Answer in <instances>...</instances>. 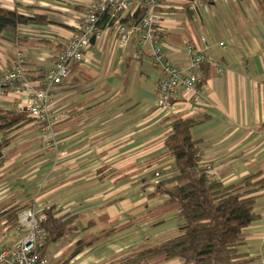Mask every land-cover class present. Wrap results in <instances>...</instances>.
<instances>
[{"label":"crops","instance_id":"obj_1","mask_svg":"<svg viewBox=\"0 0 264 264\" xmlns=\"http://www.w3.org/2000/svg\"><path fill=\"white\" fill-rule=\"evenodd\" d=\"M92 1L0 0L4 8L52 21L20 26L18 38L26 42L9 34L0 40V76L23 53L34 87L45 88L54 55ZM190 1L198 2L197 12ZM159 19L175 65L189 66L188 45L205 56L200 108L182 92L160 107L152 50L146 47L137 59L139 36L123 44L115 24L92 38L86 61L52 87L50 124L28 114L30 122L0 134V141L10 140L0 165V214L36 205L76 227L48 246L51 264H115L178 234L179 212L155 194L156 184L175 176L165 144L173 116L200 120L192 135L215 180L229 186L257 173L264 178V12L253 0H166ZM9 91L0 96V109L22 111L26 96ZM256 213L260 219L245 230L240 251L246 264H264V190ZM5 224L0 221V237L14 245L18 238ZM108 229L118 231L73 254L77 243Z\"/></svg>","mask_w":264,"mask_h":264},{"label":"trees","instance_id":"obj_2","mask_svg":"<svg viewBox=\"0 0 264 264\" xmlns=\"http://www.w3.org/2000/svg\"><path fill=\"white\" fill-rule=\"evenodd\" d=\"M253 1H256L264 12V0ZM202 2L210 3L211 0ZM144 14L145 11L140 8L134 16L122 21L125 24L137 25ZM120 17L121 15L112 17L110 13L101 14L99 29L102 31L115 25ZM51 23L47 16H26L0 5V40H4L9 34L21 41L22 39L18 38L20 26ZM203 66H206L205 61L201 64V74ZM169 121L171 132L165 144L169 155L174 158L175 176L156 184L155 194L167 196L165 206L175 208L183 223L176 236L159 245L142 248L117 260L115 264H162L176 259L184 260V264H246L248 260L240 253L241 246L245 239V230L260 219L256 213V205L261 191L264 190V178L261 173H257L244 178L238 184L225 186L211 175L208 176V166L202 162L199 143L192 135V128L200 120L173 116ZM23 122H30L26 110L0 109V134H7ZM9 144L8 139L0 141V165L5 161L4 151ZM22 209H9L6 215L0 214V221H6L5 227L9 229L16 227L18 213ZM45 213L47 221L43 223L46 231L44 252L49 245L57 243L76 230L71 219L58 218L53 210L49 209ZM117 231L104 230L90 242L77 243L73 254L76 255L85 247L115 235Z\"/></svg>","mask_w":264,"mask_h":264},{"label":"built area","instance_id":"obj_3","mask_svg":"<svg viewBox=\"0 0 264 264\" xmlns=\"http://www.w3.org/2000/svg\"><path fill=\"white\" fill-rule=\"evenodd\" d=\"M166 0H93L86 13L81 16V23L64 47L54 55V65L47 73L48 84L45 88H36L28 76L24 64L26 57L19 53L7 73L0 76V96L8 92L15 96H26V110L29 116L39 122L49 123V99L52 87L60 85L70 73L75 63L86 61V52L92 38H97L100 16L110 13L112 17L121 15L116 21V30L121 43L125 44L131 35L139 36L136 58H140L146 47L152 50L154 67L159 71L158 104L165 108L171 99L182 92L194 104L195 108L205 104V98L199 85L201 81V64L205 56L193 45L187 46L190 64L186 68L175 65L165 52V37L159 23V13ZM191 9L197 12V1H190ZM145 14L137 25L123 23V18L132 17L139 9ZM131 14V16H124ZM204 40V38H203ZM223 45V44H221ZM208 167V176L212 173ZM47 215L38 210L36 205L24 208L18 213V224L12 228L11 234L18 238L14 245H2L0 242V264H46L43 254L46 231L44 222Z\"/></svg>","mask_w":264,"mask_h":264},{"label":"rangeland","instance_id":"obj_4","mask_svg":"<svg viewBox=\"0 0 264 264\" xmlns=\"http://www.w3.org/2000/svg\"><path fill=\"white\" fill-rule=\"evenodd\" d=\"M173 62V61H172ZM208 167H210V166H208ZM4 240H7V237H5V236H1L0 237V242H1V244L2 245H4L5 244V241ZM48 248V247H47ZM47 250V249H46ZM46 254V261L49 263V264H51L52 263V255H51V251L50 250H47V252H45Z\"/></svg>","mask_w":264,"mask_h":264},{"label":"bare ground","instance_id":"obj_5","mask_svg":"<svg viewBox=\"0 0 264 264\" xmlns=\"http://www.w3.org/2000/svg\"><path fill=\"white\" fill-rule=\"evenodd\" d=\"M23 209H24V208H23ZM23 209H22V210H23Z\"/></svg>","mask_w":264,"mask_h":264}]
</instances>
